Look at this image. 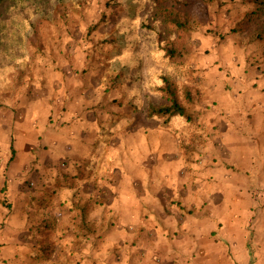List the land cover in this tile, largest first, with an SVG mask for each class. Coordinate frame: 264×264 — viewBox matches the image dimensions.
Here are the masks:
<instances>
[{
    "label": "rangeland",
    "instance_id": "rangeland-1",
    "mask_svg": "<svg viewBox=\"0 0 264 264\" xmlns=\"http://www.w3.org/2000/svg\"><path fill=\"white\" fill-rule=\"evenodd\" d=\"M133 2L0 3V264L125 262L143 229L180 228L168 204L180 209V183L197 166L258 173L261 157L249 151L264 133V4L209 0L188 11L184 28L158 21L174 54L143 59L139 94L162 100L161 70L180 97L190 94V118H136L101 133L111 113L130 110L126 81L112 69L123 44L115 33ZM99 133L104 151L80 172ZM233 145L244 154L233 156ZM42 220L50 227L39 233ZM38 245L51 248L48 259L32 254Z\"/></svg>",
    "mask_w": 264,
    "mask_h": 264
},
{
    "label": "crops",
    "instance_id": "crops-1",
    "mask_svg": "<svg viewBox=\"0 0 264 264\" xmlns=\"http://www.w3.org/2000/svg\"><path fill=\"white\" fill-rule=\"evenodd\" d=\"M260 136L249 151L261 157L258 173H251V167L239 169L244 175L236 173L227 162L197 166L196 176L180 183V209L168 204L181 215L180 228L173 223L163 234L162 228L153 227L154 240L143 229L144 242L126 246L132 258L111 264H264V133ZM243 148L233 145L228 150L235 156L244 154ZM249 188H255L253 195ZM160 211V220L169 217L163 208Z\"/></svg>",
    "mask_w": 264,
    "mask_h": 264
},
{
    "label": "trees",
    "instance_id": "trees-1",
    "mask_svg": "<svg viewBox=\"0 0 264 264\" xmlns=\"http://www.w3.org/2000/svg\"><path fill=\"white\" fill-rule=\"evenodd\" d=\"M2 1L0 0V3ZM208 2L209 0H134L132 5L126 8L128 16L120 22V32L115 33L116 36L122 35L123 44L118 45L114 50L112 73L118 79L126 81V102L130 110L125 113H111L106 122L100 123L101 133L103 131L109 133L110 127L113 126L120 128L130 126L136 118L148 121L160 117H164V120L190 118L185 108V102H189L190 94L185 91L184 96L180 97L175 85L164 72L154 71L159 83L161 101H154L147 95H140L138 81L141 77L143 59L152 56L158 61L169 60L174 54L173 40L165 39L167 31L157 25L158 21L164 20L163 22L166 24L168 22L173 27L184 28L183 23L188 21V11ZM253 2L256 4V11L264 4V0H253ZM100 137V133L94 135L92 141L86 145L84 156L87 159L80 172H84L85 168L91 170L96 166V160L106 146V141ZM49 227V221L42 220L36 223L35 230L44 233ZM31 252L37 257L43 255L47 259L52 253L48 245H38Z\"/></svg>",
    "mask_w": 264,
    "mask_h": 264
}]
</instances>
